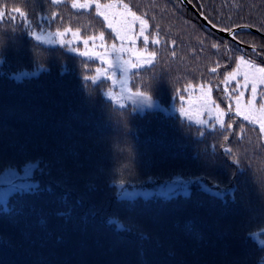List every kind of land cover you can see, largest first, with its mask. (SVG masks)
Segmentation results:
<instances>
[{"label":"trees","instance_id":"trees-1","mask_svg":"<svg viewBox=\"0 0 264 264\" xmlns=\"http://www.w3.org/2000/svg\"><path fill=\"white\" fill-rule=\"evenodd\" d=\"M119 1L145 16L150 40L159 33L162 42L148 45L158 53L155 67L135 78L133 71L129 87L134 79H155L152 94L168 108L180 106L177 91L184 96L189 85H209L216 103L231 109L234 93L223 91L222 80L241 55L237 44L205 27L179 0ZM188 1L218 28L248 23L264 34V0ZM37 3L42 15L62 17L41 19L37 9V30L71 27L84 37L109 32L93 11L71 9L67 1L49 7L47 0H0V14L16 8L32 15ZM0 32L16 37L0 52V173L32 163L36 182L0 203V264H261L264 135L258 127L226 114L224 123L233 128L225 142L218 125H194L165 111L117 109L102 96L86 105L78 91L62 87L59 75L67 67L75 84L85 58L40 45L23 30L12 33L7 17ZM237 32L239 42L255 44L264 56L263 37ZM88 63L94 74L97 62ZM219 144L232 147L231 156ZM57 158L62 164L49 168ZM175 178L186 185L170 198L119 197V186L145 190Z\"/></svg>","mask_w":264,"mask_h":264},{"label":"snow or ice","instance_id":"snow-or-ice-1","mask_svg":"<svg viewBox=\"0 0 264 264\" xmlns=\"http://www.w3.org/2000/svg\"><path fill=\"white\" fill-rule=\"evenodd\" d=\"M64 2L65 0H47L49 7L61 5ZM118 8H122L124 10L123 13L115 11ZM37 9L39 10V13H41V19H50L53 22L58 19H62L60 13L57 11H52L50 17L42 15L44 9L39 3H37L32 15H30V13L26 10L13 8L11 15H9L7 10L0 14V22H4L5 17H7L12 33L23 30L27 36H29L33 41L38 42L40 45H59L62 48L68 46V51L76 53L79 57L85 58V62L83 64L84 70L77 73L78 80L75 84H73V79H71L72 71H70L67 67H61L59 75L63 81L62 87L64 89L69 92L78 91L83 97L86 105H95L98 98L102 96L109 102V104L114 103L117 109L131 107L132 110L135 111L136 108L152 109L157 107L161 112L165 111V109L160 106V100L157 97L154 98L152 94L156 86L155 79L152 81H137L134 79L131 87L128 89L126 97L130 101V104L121 102L125 99L122 91L114 95L110 88L106 91L104 90L105 81L111 80L113 86L116 84V81L113 79L114 73L109 74L108 72V69L116 66V61L112 59V56L115 55L116 58L119 59L120 54L125 51V46L129 44L132 46L129 51H134L137 39L142 38L143 48L135 53V57L123 61V64L127 65V67L124 68V71L127 72L129 70H135L133 72V76L135 78L140 73L141 69H153L155 67L158 53L155 50L150 51L148 45L150 43L153 45H160L162 42L159 39V33H157V36L150 40L149 37L151 33L148 32L149 21L145 16L137 15V11H133L127 3H101L100 0H71V9H75L77 11H94L95 16L101 18L102 27L109 30L107 33L108 38L112 39L114 37L115 40L121 42L120 46H117L115 43L108 45L106 43V33L101 30L98 35H91L82 39L85 50L81 51L78 48L71 47L73 42L81 40V33L79 29L73 30L71 27H63V30H61V27H57L55 32L49 31L46 37L43 35V28L37 30L35 27L38 23L35 14ZM204 18L211 22V26L213 28L218 27L215 21L212 20L207 13L204 14ZM17 21H19L18 24ZM137 22L139 24L138 31L134 29V25H136ZM251 26L252 25L248 23L238 25L240 28H249ZM260 27L264 28V24H261ZM219 31L229 32L234 40L240 36V33L230 26L227 28H219ZM69 33H71L72 40L65 39ZM15 39L16 37L14 34L0 32V52L9 50L13 46ZM97 41H99L98 44ZM90 46L93 49L98 50L89 51L88 48ZM173 47H175V41H173ZM211 47L213 49H219L220 44H212ZM250 48L251 53L254 54L255 57L261 55L255 44L250 45ZM235 51H240L241 55L238 58V62L236 60L232 61L236 65L235 69L227 71V75L223 76L222 82L227 85L232 81H236L234 87L231 89V92L236 95L235 115L241 117L243 121H246L254 127L258 126L259 133L264 135V118H254L252 107H249L247 112L242 111L240 107L241 99L244 97L246 89L251 93V99L248 101L250 106L254 105L258 99V88H260V86H264V66H261V64H264V61L257 63L253 55H248L246 58L245 54H243L242 50L239 48H236ZM172 55L175 56V51H173ZM90 61H99L101 65L106 67H95L93 74V70H90L89 68L88 62ZM220 66L221 65L217 63L210 69V71L212 73H216ZM242 66H245L243 71L241 70ZM65 76L69 77L67 81L63 80ZM238 76H242V82L237 79ZM188 87L190 88L191 85ZM187 90V88L184 89V91ZM208 91L210 93L211 89L209 88ZM223 91L228 93L230 90L226 86ZM117 95L120 96L119 100L116 98ZM176 95L183 100V96L179 91H177ZM218 108L219 106L217 105V109ZM259 110L264 112V103L260 104ZM229 111H231V109H229ZM180 115H186L183 108L180 110ZM223 115L224 113L221 111L220 117H223ZM220 117L217 118V123L219 124V128L223 131H220L218 135L222 137L223 141L230 142L229 135L226 133L227 129L233 128V124L229 123L225 125L224 120ZM197 123L203 126L206 122L203 120H197ZM212 127L215 132V126ZM237 127L240 128L242 133L244 130L243 126L237 125ZM197 130L200 132V135L203 136L205 131H201L200 129ZM233 135L235 134L233 133ZM218 146L223 148V152L229 156L233 153V148L228 147L227 144H219ZM233 162L239 164L240 160L238 158L233 159ZM56 164H62V161L59 158L54 161H50L49 168ZM119 195L121 197L125 196L126 191L120 192ZM165 198L170 197L166 196ZM261 264H264V260L261 261Z\"/></svg>","mask_w":264,"mask_h":264},{"label":"rangeland","instance_id":"rangeland-1","mask_svg":"<svg viewBox=\"0 0 264 264\" xmlns=\"http://www.w3.org/2000/svg\"><path fill=\"white\" fill-rule=\"evenodd\" d=\"M65 1H67L71 5V0H65ZM101 3H103V2H101ZM105 3H123V2H121L119 0H112L109 2H105ZM83 11H85V10H83ZM115 11H117L118 13H123L124 10L122 8H118ZM138 28H139V24L137 22V24L134 25V29L136 31H138ZM105 29L108 30L107 28H105ZM48 32L49 31H43V35L46 37ZM51 32H55V31H51ZM83 38H84V36L81 35V40L77 41V42H73L71 47L78 48L81 51L85 50L84 45L82 43ZM65 39L72 40L71 33H69V35ZM98 43H99V41H97V44ZM106 43L108 45L115 43L117 46H120L121 42L118 40H115L114 37L112 39H109L108 36L106 35ZM131 47L132 46L130 44L126 45L125 51L120 54L119 59H117L116 56L113 55L112 59L116 61V66L114 68L108 69L109 74L114 73L113 79L116 81L115 86H113L112 81L109 80L108 81L109 88L112 90L114 95H116L117 93H120L122 91L124 96H125V99H123L121 102H123L125 104H130V101L126 97H127L128 89L130 88L129 87V77H130V74L135 70H129V71L125 72L124 68L127 67V65H124L123 61L129 60V59L135 57V53L143 48L142 38L137 39L134 51H129V49ZM65 48L68 51V46H65ZM88 50L89 51H96L98 49H93L90 46L88 48ZM68 52H70V51H68ZM70 53L77 55L74 52H70ZM238 58L236 60L237 62H238ZM95 62H97V65L100 67H106L104 65H101L99 61H95ZM257 63H259V62H257ZM235 66L233 67L232 70L235 69ZM261 66H264V64H261ZM244 69H245V66H242L241 70L243 71ZM237 79L242 82L243 78H242V76H238ZM235 83H236V81H232V82L228 83L227 85H225L223 83V85H224V87L227 86L229 88V90L231 91V89L234 87ZM209 88L211 89L210 93L208 91ZM212 92H213L212 87L209 85L191 86L190 88H188L186 95L183 96V100L181 101L180 106L171 105L168 108H165L162 104L160 106L165 109V112H168V113L173 114V115H177L181 119H183L187 122H190L194 125L202 126L201 124L197 123V120H203L206 122L205 125H203V126H208V125H218L219 126V124L217 123V118L220 117L221 111L224 113L223 117H220L223 120L226 118V114L232 113L233 115H235L236 95L234 94L233 96H231L229 98L230 104H231V111H229V110H226L223 107H221L218 103H216V101L213 98ZM116 98L119 100L120 96L117 95ZM250 99H251V93H250V91H248L246 89L245 95L241 99V103H240V107H241L242 111L247 112L249 107H252L253 112H254V118H256V117L264 118V112H261L259 110L260 104L264 103V86H260V88H258V99L256 100L254 105L250 106L248 104V101ZM217 105L219 106L218 109H217ZM181 108L184 109L186 115H183V116L180 115ZM135 111L145 112V111H160V110H159V108L154 107L152 109L136 108ZM189 117H190V119H189ZM239 118H241V117H239ZM33 168H34V164L30 163V164H25L23 166L7 167L0 173V203H5V201L9 198V196L15 192L23 191V190H31L36 186V182L34 180H32ZM185 185L186 184L182 182V179L175 178L166 184L158 185L157 187L155 186L154 188L145 189V190H127V189H122L121 186H119V193L126 191V195L123 196V198H134V197H138V196L149 197V196H155V195L168 196V195H171V194L174 195L180 191H183V187ZM120 188H121V190H120ZM119 197H121V196L119 195ZM257 240H259V242L262 243V245H264V241L261 239V237L258 238Z\"/></svg>","mask_w":264,"mask_h":264},{"label":"water","instance_id":"water-1","mask_svg":"<svg viewBox=\"0 0 264 264\" xmlns=\"http://www.w3.org/2000/svg\"><path fill=\"white\" fill-rule=\"evenodd\" d=\"M179 1L181 2L182 5H186L188 8H190V9L196 14V16L199 18V20L201 21V23H202L205 27H207V28H209L210 30L214 31L215 33H217V34L220 35L221 37H223V38H225V39H228V40L234 42L235 44L238 45V47H239L240 49H247V50L251 51L250 46L244 45L243 43L239 42L237 39L234 40V39L232 38V35H231L229 32H227V31H225V32H221V31H219V28H218V27L213 28V27L211 26V23H210L208 20H206V19L204 18V16H203L202 14H200V13L196 10V8H195V7H194V6H193L188 0H179ZM233 29H235L236 31H238V30H245V31H248V32H250V33L257 34V35H259V36H261V37L264 38V34H263V33H261L259 30L255 29V28H252V27H249V28H240V27L237 26V27H235V28H233Z\"/></svg>","mask_w":264,"mask_h":264},{"label":"flooded vegetation","instance_id":"flooded-vegetation-1","mask_svg":"<svg viewBox=\"0 0 264 264\" xmlns=\"http://www.w3.org/2000/svg\"><path fill=\"white\" fill-rule=\"evenodd\" d=\"M261 53V52H260ZM261 58H264L263 54L261 53Z\"/></svg>","mask_w":264,"mask_h":264}]
</instances>
